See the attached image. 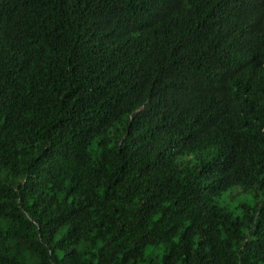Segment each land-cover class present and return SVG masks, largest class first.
Listing matches in <instances>:
<instances>
[{
  "label": "trees",
  "instance_id": "1",
  "mask_svg": "<svg viewBox=\"0 0 264 264\" xmlns=\"http://www.w3.org/2000/svg\"><path fill=\"white\" fill-rule=\"evenodd\" d=\"M0 264H264V0H0Z\"/></svg>",
  "mask_w": 264,
  "mask_h": 264
},
{
  "label": "rangeland",
  "instance_id": "2",
  "mask_svg": "<svg viewBox=\"0 0 264 264\" xmlns=\"http://www.w3.org/2000/svg\"><path fill=\"white\" fill-rule=\"evenodd\" d=\"M240 187H233L226 192H224L221 196V199L218 200V203L221 204H229L231 208L235 209L241 202H245L250 200L249 196L246 197L241 193ZM162 251L158 248L148 247L146 251V259L151 257H160Z\"/></svg>",
  "mask_w": 264,
  "mask_h": 264
}]
</instances>
